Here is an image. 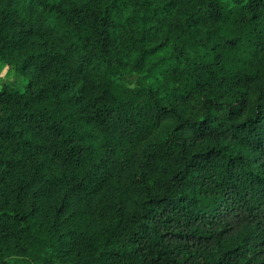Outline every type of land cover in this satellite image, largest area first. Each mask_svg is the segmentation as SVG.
Listing matches in <instances>:
<instances>
[{
  "label": "trees",
  "instance_id": "obj_1",
  "mask_svg": "<svg viewBox=\"0 0 264 264\" xmlns=\"http://www.w3.org/2000/svg\"><path fill=\"white\" fill-rule=\"evenodd\" d=\"M0 61V264H264V0H0Z\"/></svg>",
  "mask_w": 264,
  "mask_h": 264
},
{
  "label": "rangeland",
  "instance_id": "obj_2",
  "mask_svg": "<svg viewBox=\"0 0 264 264\" xmlns=\"http://www.w3.org/2000/svg\"><path fill=\"white\" fill-rule=\"evenodd\" d=\"M26 83L27 81L23 77L17 75L12 67L5 65L2 61H0V87L2 85H6V87L12 92H23ZM133 196H134L133 198H137V194ZM10 254H11L10 256L11 262H14V260L22 259V255H23V254H19V255L14 254L13 251H10ZM54 263L63 264L62 262L57 260H55ZM18 264H20V262ZM29 264H40V261L38 259L35 260L31 259Z\"/></svg>",
  "mask_w": 264,
  "mask_h": 264
}]
</instances>
